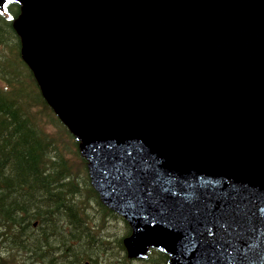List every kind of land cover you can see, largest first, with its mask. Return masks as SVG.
<instances>
[{
    "label": "water",
    "instance_id": "water-1",
    "mask_svg": "<svg viewBox=\"0 0 264 264\" xmlns=\"http://www.w3.org/2000/svg\"><path fill=\"white\" fill-rule=\"evenodd\" d=\"M9 1L127 256L264 264V0Z\"/></svg>",
    "mask_w": 264,
    "mask_h": 264
},
{
    "label": "trees",
    "instance_id": "trees-1",
    "mask_svg": "<svg viewBox=\"0 0 264 264\" xmlns=\"http://www.w3.org/2000/svg\"><path fill=\"white\" fill-rule=\"evenodd\" d=\"M18 12L0 8V264H167L154 249L127 257V223L100 203L77 141L20 58Z\"/></svg>",
    "mask_w": 264,
    "mask_h": 264
},
{
    "label": "rangeland",
    "instance_id": "rangeland-1",
    "mask_svg": "<svg viewBox=\"0 0 264 264\" xmlns=\"http://www.w3.org/2000/svg\"><path fill=\"white\" fill-rule=\"evenodd\" d=\"M0 85L3 86V84H1V81H0ZM20 91H22V89H20ZM31 92H32V89L29 88L28 91H27V93L30 94Z\"/></svg>",
    "mask_w": 264,
    "mask_h": 264
}]
</instances>
